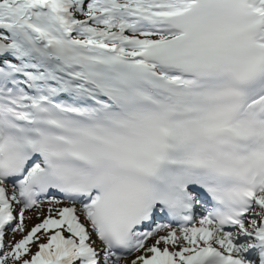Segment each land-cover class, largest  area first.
<instances>
[{
	"label": "snow or ice",
	"instance_id": "1",
	"mask_svg": "<svg viewBox=\"0 0 264 264\" xmlns=\"http://www.w3.org/2000/svg\"><path fill=\"white\" fill-rule=\"evenodd\" d=\"M0 264H264V0H0Z\"/></svg>",
	"mask_w": 264,
	"mask_h": 264
}]
</instances>
